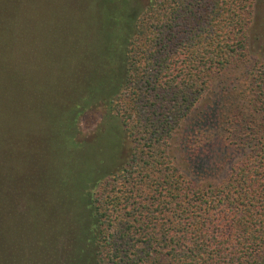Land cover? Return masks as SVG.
Returning <instances> with one entry per match:
<instances>
[{
    "label": "trees",
    "instance_id": "trees-1",
    "mask_svg": "<svg viewBox=\"0 0 264 264\" xmlns=\"http://www.w3.org/2000/svg\"><path fill=\"white\" fill-rule=\"evenodd\" d=\"M254 9L255 0H0V264H264ZM238 68L241 98L183 133L191 160L208 158L213 180L198 183L170 138L212 79ZM96 107L130 145L111 171L106 144L95 158L76 137Z\"/></svg>",
    "mask_w": 264,
    "mask_h": 264
},
{
    "label": "rangeland",
    "instance_id": "rangeland-1",
    "mask_svg": "<svg viewBox=\"0 0 264 264\" xmlns=\"http://www.w3.org/2000/svg\"><path fill=\"white\" fill-rule=\"evenodd\" d=\"M144 2L145 0H140ZM139 2V0H138ZM255 14L253 21L251 23V30L255 35V42L253 40V35L251 36L253 41L254 53L264 54V51L259 50V48L264 47V0H255ZM45 14H48V11H44ZM257 45L262 47H257ZM241 68L230 69L224 74L214 77L211 81L209 89L203 94L200 100L195 104L191 113L180 122L177 129L173 132L172 137L170 138L169 150L170 154L173 157L174 161L178 164L180 169L187 173L198 183H208L213 180L206 177L207 172L206 162L208 158L205 159V162L193 161L188 156V146L186 139L183 137L185 130L189 129L195 124H198V119L202 114L211 108L212 111L220 110L224 107H227L229 101L239 100L241 98V92H244L245 83L243 80L244 75L241 72ZM243 96V95H242ZM90 110V109H89ZM80 118L79 132L76 136L79 141L83 142L89 147V150L93 151V156L96 158L99 151H101L102 144L109 148V152L113 151L114 160L110 164H106L104 169L113 170L115 167L119 166L118 164L123 161V158L126 156L130 149L128 141H122L120 144V139H117L114 136V133H117L118 123L116 118L108 116L104 118L102 113V107H96V110L89 111ZM117 124V125H116ZM116 126V128H114ZM102 137L100 138V136ZM106 144V145H105ZM85 146V147H87ZM84 147V148H85ZM83 148V149H84ZM115 149V150H114ZM89 153L91 154V152ZM236 153H234L235 155ZM238 154V153H237ZM237 154L233 157L237 158ZM80 155V156H79ZM77 156H85V150L82 153H79ZM207 156V155H206ZM204 161V160H203ZM229 168V163L225 168L220 170V176H223L227 169ZM208 169V167H207ZM36 172H42V170H36ZM34 173V172H33Z\"/></svg>",
    "mask_w": 264,
    "mask_h": 264
}]
</instances>
